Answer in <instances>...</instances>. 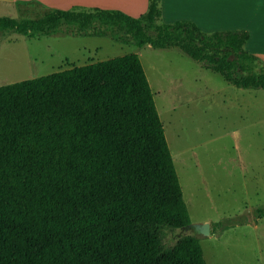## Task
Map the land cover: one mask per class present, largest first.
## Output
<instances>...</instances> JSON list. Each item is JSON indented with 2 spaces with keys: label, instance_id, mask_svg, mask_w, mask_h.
<instances>
[{
  "label": "trees",
  "instance_id": "trees-1",
  "mask_svg": "<svg viewBox=\"0 0 264 264\" xmlns=\"http://www.w3.org/2000/svg\"><path fill=\"white\" fill-rule=\"evenodd\" d=\"M161 0L132 18L73 6L38 19L0 17V30L125 29L136 46L176 48L239 89L264 90L245 30L164 23ZM92 36H104L93 33ZM264 216V208L256 212ZM190 225L152 93L129 54L0 86V264H206Z\"/></svg>",
  "mask_w": 264,
  "mask_h": 264
},
{
  "label": "rangeland",
  "instance_id": "rangeland-1",
  "mask_svg": "<svg viewBox=\"0 0 264 264\" xmlns=\"http://www.w3.org/2000/svg\"><path fill=\"white\" fill-rule=\"evenodd\" d=\"M174 1L177 12L190 15L202 32L251 30L247 49L264 56L262 0ZM19 5H0V17L38 19L48 13ZM220 6L230 20H219ZM129 54L138 57L148 81L190 225L208 228V235L194 226L167 230L164 246L190 235L206 264H264V216L256 214L264 208V90L236 88L179 49L136 46L124 28L98 22L80 33L62 22L47 34L0 30V86Z\"/></svg>",
  "mask_w": 264,
  "mask_h": 264
},
{
  "label": "crops",
  "instance_id": "crops-1",
  "mask_svg": "<svg viewBox=\"0 0 264 264\" xmlns=\"http://www.w3.org/2000/svg\"><path fill=\"white\" fill-rule=\"evenodd\" d=\"M264 2V0H262ZM33 4L38 10L50 12L51 10H67L73 6H81L86 8H99L103 10H117L130 17H138L145 13L147 8V0H0V5L10 8L11 10H19V4ZM174 0H161V20L164 23H173L176 21H190L197 24V21L190 18V15H180ZM197 26V25H196ZM220 30H245L236 28H225ZM249 33V39L245 44H251L252 32ZM252 49V46L249 47ZM249 53L264 59V56L255 50L247 49Z\"/></svg>",
  "mask_w": 264,
  "mask_h": 264
},
{
  "label": "water",
  "instance_id": "water-1",
  "mask_svg": "<svg viewBox=\"0 0 264 264\" xmlns=\"http://www.w3.org/2000/svg\"><path fill=\"white\" fill-rule=\"evenodd\" d=\"M191 226H194V228L196 230H198L202 235H208V228H207L206 224H203V225H189L187 228H189Z\"/></svg>",
  "mask_w": 264,
  "mask_h": 264
},
{
  "label": "bare ground",
  "instance_id": "bare-ground-1",
  "mask_svg": "<svg viewBox=\"0 0 264 264\" xmlns=\"http://www.w3.org/2000/svg\"><path fill=\"white\" fill-rule=\"evenodd\" d=\"M217 5H218V4H217ZM220 7H221V6H220ZM217 8H218V10H216V11L218 12V11H219V7H217ZM221 8H222V7H221ZM220 11H221V10H220ZM223 11L226 13L227 10H226L225 8H224V9L222 8V12H221L222 15H220V19H219V20L222 21V22H224V19H225V18H226L227 20H230V18H231L230 15H231V14H230V15L228 16V18H227V15L229 14V13H228L229 10H228V12H227L228 14H227V13H226V14L223 13ZM217 12H215V13H217ZM222 18H224V19H222ZM216 19L218 20L217 17H216ZM221 19H222V20H221ZM227 20H225V21H227ZM216 22H217V21H216Z\"/></svg>",
  "mask_w": 264,
  "mask_h": 264
},
{
  "label": "flooded vegetation",
  "instance_id": "flooded-vegetation-1",
  "mask_svg": "<svg viewBox=\"0 0 264 264\" xmlns=\"http://www.w3.org/2000/svg\"><path fill=\"white\" fill-rule=\"evenodd\" d=\"M187 229H189V228H187Z\"/></svg>",
  "mask_w": 264,
  "mask_h": 264
}]
</instances>
